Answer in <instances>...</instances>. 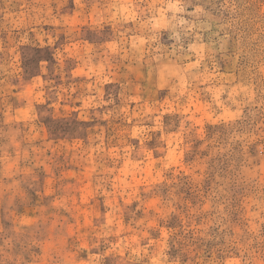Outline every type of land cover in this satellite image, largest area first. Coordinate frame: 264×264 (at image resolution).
<instances>
[{
	"label": "rangeland",
	"instance_id": "1",
	"mask_svg": "<svg viewBox=\"0 0 264 264\" xmlns=\"http://www.w3.org/2000/svg\"><path fill=\"white\" fill-rule=\"evenodd\" d=\"M0 264H264V0H0Z\"/></svg>",
	"mask_w": 264,
	"mask_h": 264
}]
</instances>
